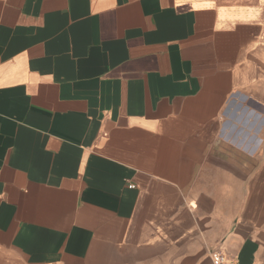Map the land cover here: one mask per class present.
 Here are the masks:
<instances>
[{
    "label": "crops",
    "instance_id": "obj_1",
    "mask_svg": "<svg viewBox=\"0 0 264 264\" xmlns=\"http://www.w3.org/2000/svg\"><path fill=\"white\" fill-rule=\"evenodd\" d=\"M264 264V0H0V264Z\"/></svg>",
    "mask_w": 264,
    "mask_h": 264
},
{
    "label": "built area",
    "instance_id": "obj_2",
    "mask_svg": "<svg viewBox=\"0 0 264 264\" xmlns=\"http://www.w3.org/2000/svg\"><path fill=\"white\" fill-rule=\"evenodd\" d=\"M263 263H264V259H263ZM214 264H227V262L223 259L221 254H217V256H215ZM252 264H258V263H252Z\"/></svg>",
    "mask_w": 264,
    "mask_h": 264
}]
</instances>
